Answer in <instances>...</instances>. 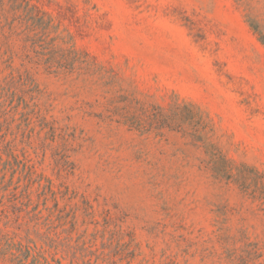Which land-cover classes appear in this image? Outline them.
Wrapping results in <instances>:
<instances>
[{
    "label": "rangeland",
    "instance_id": "obj_1",
    "mask_svg": "<svg viewBox=\"0 0 264 264\" xmlns=\"http://www.w3.org/2000/svg\"><path fill=\"white\" fill-rule=\"evenodd\" d=\"M0 264H264V0H0Z\"/></svg>",
    "mask_w": 264,
    "mask_h": 264
},
{
    "label": "trees",
    "instance_id": "obj_2",
    "mask_svg": "<svg viewBox=\"0 0 264 264\" xmlns=\"http://www.w3.org/2000/svg\"><path fill=\"white\" fill-rule=\"evenodd\" d=\"M60 206H59V203L57 202L56 203V208L58 209V211H61V209L59 208ZM29 245V244H28ZM28 245H25V244H23V243H19V248H20V250L21 251H23V249H25V250H27V251H29L30 250V247L28 246ZM28 246V247H27ZM12 256L13 257H17V255L16 254H12Z\"/></svg>",
    "mask_w": 264,
    "mask_h": 264
}]
</instances>
